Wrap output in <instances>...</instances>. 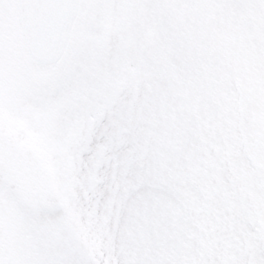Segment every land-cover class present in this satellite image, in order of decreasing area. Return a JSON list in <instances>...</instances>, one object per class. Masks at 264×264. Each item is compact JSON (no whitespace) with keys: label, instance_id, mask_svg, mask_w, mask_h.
Instances as JSON below:
<instances>
[{"label":"snow or ice","instance_id":"6c2138e0","mask_svg":"<svg viewBox=\"0 0 264 264\" xmlns=\"http://www.w3.org/2000/svg\"><path fill=\"white\" fill-rule=\"evenodd\" d=\"M0 264H264V0H0Z\"/></svg>","mask_w":264,"mask_h":264}]
</instances>
